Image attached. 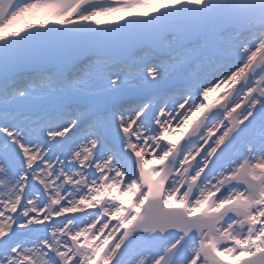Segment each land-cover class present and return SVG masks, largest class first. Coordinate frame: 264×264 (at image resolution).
<instances>
[{"label": "snow or ice", "instance_id": "obj_1", "mask_svg": "<svg viewBox=\"0 0 264 264\" xmlns=\"http://www.w3.org/2000/svg\"><path fill=\"white\" fill-rule=\"evenodd\" d=\"M0 264H264V0H0Z\"/></svg>", "mask_w": 264, "mask_h": 264}]
</instances>
